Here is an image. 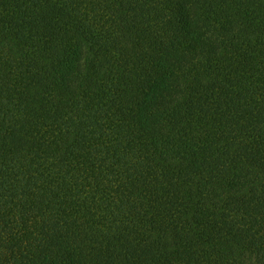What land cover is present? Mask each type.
Listing matches in <instances>:
<instances>
[{
  "label": "trees",
  "instance_id": "16d2710c",
  "mask_svg": "<svg viewBox=\"0 0 264 264\" xmlns=\"http://www.w3.org/2000/svg\"><path fill=\"white\" fill-rule=\"evenodd\" d=\"M0 264H264V0H0Z\"/></svg>",
  "mask_w": 264,
  "mask_h": 264
}]
</instances>
